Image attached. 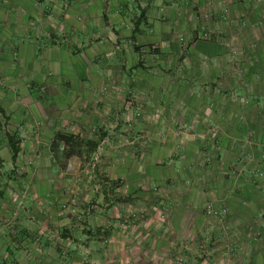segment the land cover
I'll list each match as a JSON object with an SVG mask.
<instances>
[{
	"label": "crops",
	"instance_id": "obj_1",
	"mask_svg": "<svg viewBox=\"0 0 264 264\" xmlns=\"http://www.w3.org/2000/svg\"><path fill=\"white\" fill-rule=\"evenodd\" d=\"M203 10L212 13L210 20L200 17ZM53 26L64 33L58 45L49 39ZM207 31L213 33L209 40L199 38ZM0 73V116L6 122L0 131V264H110L122 250L137 247L135 227L116 228L113 214L97 217L78 207L92 195L84 192L87 185L97 181L89 166L118 185L119 201L124 195L140 199L150 180L170 185L154 200L171 217L187 218L181 230L187 238L212 232L219 239L217 217L202 214L211 201L225 210L242 264L244 258L261 264L264 0H0ZM139 96L141 113L128 121L125 98L135 105ZM150 103L157 106L153 123ZM169 112L174 114L167 117ZM177 123H184L190 139L174 149ZM6 133L18 139L13 161ZM124 136L130 144L136 136L146 141L123 149ZM156 136L169 138L167 145ZM80 137L87 138L89 151L102 144L103 152L85 164L81 173L88 176H64L57 148H68L62 155L75 158ZM116 209L118 216L123 203Z\"/></svg>",
	"mask_w": 264,
	"mask_h": 264
},
{
	"label": "rangeland",
	"instance_id": "obj_2",
	"mask_svg": "<svg viewBox=\"0 0 264 264\" xmlns=\"http://www.w3.org/2000/svg\"><path fill=\"white\" fill-rule=\"evenodd\" d=\"M222 12L226 13L225 9ZM211 15L212 13L209 10H203L200 12V17L204 21L210 20ZM52 29L49 31L52 33H50L49 39L52 44L58 45L60 44L59 40L63 38L64 33L59 26H53ZM32 30H35L34 26L32 27ZM211 34H213L212 31L202 32L200 33L199 38L209 40L211 38ZM178 42L180 46L186 45L183 37L178 38ZM233 51L235 52V50ZM2 77L3 75L0 73V83L4 82ZM150 79L151 81L155 80L153 74L150 75ZM162 93L163 96L167 97L166 92L162 91L161 94ZM175 95L176 94H173V96L176 98L177 96ZM152 98L153 94H150V99ZM125 100L126 102L124 101L125 105L123 109V116L125 117L126 115L129 119L128 121H130L132 117H137V115L141 113L140 109L143 108V104L141 102V96L138 97V100L136 101L137 104L135 103V105H133L132 103V100H135L134 98H125ZM131 107L135 108V113L131 112ZM155 107L157 106L150 103L151 123H153V119L156 117V113L155 111H153V108ZM172 114L174 113H167V117H169V115L171 116ZM175 114L177 113L175 112ZM114 116L115 114L110 120V122L112 123L115 122V120H113ZM0 123L3 127L2 128L0 124V131L2 133L3 129H5L6 127V122H3L1 116ZM109 127L111 129L114 128L110 125ZM184 128V123H177L176 130H174L176 132V136L172 138V142L170 144L174 146V149H177L178 145L184 146L186 140L190 139L185 136ZM179 133H181L182 136L179 135ZM80 138L82 139V141L80 140V144H76L73 149L75 158H65L66 156L62 155V151L66 150L64 152H67L69 150L68 148H57V151L61 153H59L58 155H61L62 157V159H60L62 165L59 171L63 172L64 176L65 174L72 175V173L74 172L75 174L80 173V176H88V174L81 173L82 171H84L83 168L86 166L85 164L95 163L96 161H98L99 156L103 152L102 144L98 146L96 151H89V148L85 147V143H83L85 140H87V138ZM121 139V148L123 149H125L127 146L140 148L146 141V138L142 136H136L132 144L127 143L130 140L128 136H124ZM153 139H155L158 144L166 143L165 145H167V140L169 138L156 136L153 137ZM151 141L153 140L150 136V147L152 144ZM119 142L121 143V141ZM4 146L5 142L2 141L0 143V154H2L3 156ZM81 164H83L82 168L80 167ZM88 171L89 174L95 175L97 181L95 183L87 185V189L84 192H89L90 195V192L92 190V195H90L88 199H86V201L80 200V204L78 205V207H80L81 212L85 214L86 212L89 213L90 210L93 209L92 213H94V215L98 217V214H102L105 211L113 214L114 216L113 219L111 218V222L114 223L112 224V226L117 225V228L120 226L123 227L132 225L137 230V232L134 233L136 237H133V239H135L136 241L135 245L137 247H134L130 250H122L121 255H117L110 259V264H207V262H214V260H216L217 258L218 259L216 264H242V249L240 248V246L238 249V245H235L233 243V241L231 240L232 234L227 232L226 225L224 223L223 215L225 213V210H216L211 201L205 202L204 206L202 207V214H204L205 216L209 214L215 215L217 217V223L220 224L224 232L222 233V229L220 228L221 234L219 235V239L218 237L213 238L212 232H207L203 235H200L199 233L190 234V237L187 238V234H184V232L181 231L184 227V224L186 223L185 220L187 218L178 216L171 217L165 204L159 202V199L162 198L161 195L163 193H167V190L171 188L170 185L157 184L154 183L153 180H150L149 183L147 182L142 185L145 193L142 194V197L140 199L125 200L126 196L124 195V200L119 201L118 198H121L122 196L120 194V189H118V185L111 183L110 181L106 182L103 173L95 170V167L89 166ZM68 193L71 194L70 192ZM156 197L159 198L157 199V202L156 200H154V198ZM70 198L71 196L69 197V199ZM120 203H123V210L121 213H118V216H116L117 212L115 213V209L117 205H120ZM207 209L209 210L207 211ZM71 211L69 210V212ZM124 235L126 236V233H124ZM234 236L236 237V234H233V237ZM247 236L251 237L252 239L253 237L257 238L258 233H249L247 234ZM123 239L125 240L124 236ZM217 242H224L226 244H222V246L216 248ZM213 246H215V249H211V247ZM59 252L61 256H67L68 254V251L66 249H60ZM85 254L86 253L84 252L81 253L82 256H84ZM244 259L245 260L243 264H248L246 258ZM259 261L261 264H264V255L260 256ZM85 264L90 263L87 261V263Z\"/></svg>",
	"mask_w": 264,
	"mask_h": 264
},
{
	"label": "trees",
	"instance_id": "obj_3",
	"mask_svg": "<svg viewBox=\"0 0 264 264\" xmlns=\"http://www.w3.org/2000/svg\"><path fill=\"white\" fill-rule=\"evenodd\" d=\"M143 16V12L140 11L138 16L135 18V20H133L132 22V29H131V34H130V39L133 40V34L138 32L139 29H138V25L140 23V17ZM135 51L138 52V55H139V59L137 61V65H141V59H140V52L138 50V48H134ZM6 136V141H7V145H8V148H9V152H10V160H14L15 157H16V154L18 152V139L9 135L8 133L5 134ZM57 138L58 139H65V140H68L69 137H66V136H61V135H57Z\"/></svg>",
	"mask_w": 264,
	"mask_h": 264
},
{
	"label": "built area",
	"instance_id": "obj_4",
	"mask_svg": "<svg viewBox=\"0 0 264 264\" xmlns=\"http://www.w3.org/2000/svg\"><path fill=\"white\" fill-rule=\"evenodd\" d=\"M208 207V206H207ZM209 209H207V211H208Z\"/></svg>",
	"mask_w": 264,
	"mask_h": 264
}]
</instances>
